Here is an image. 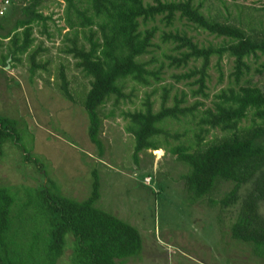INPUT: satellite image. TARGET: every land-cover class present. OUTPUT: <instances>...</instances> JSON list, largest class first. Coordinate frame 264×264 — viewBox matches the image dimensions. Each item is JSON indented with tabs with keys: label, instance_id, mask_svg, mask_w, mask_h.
Listing matches in <instances>:
<instances>
[{
	"label": "trees",
	"instance_id": "obj_1",
	"mask_svg": "<svg viewBox=\"0 0 264 264\" xmlns=\"http://www.w3.org/2000/svg\"><path fill=\"white\" fill-rule=\"evenodd\" d=\"M46 1L0 0V48L5 47L0 52V71H5L7 60L20 62L26 56L27 82H35L42 72L48 75L49 59L41 60L47 48L41 41L36 43L35 27L51 39L49 23L53 24L52 30L61 37L59 52L70 56L74 68L88 78L78 101L66 65H59L54 86L65 100L83 107L87 136L99 157L105 104L113 98L116 108L130 98L131 93L124 91L128 80L143 86L163 80V64L150 66L156 60L153 48L169 47L168 53H162L168 66L186 69L172 74L174 82L185 85L192 97L208 98L213 57L219 81L224 77L223 58H232L229 82L213 95L210 106L197 99L184 105L188 96L184 90L168 105L169 91L162 86L157 110L151 100L158 90L154 87L141 109L121 114L127 120L125 131L134 139L136 163L140 153L168 150L186 167L180 180L190 204L204 202L220 211L234 207L230 238L264 262V215L259 210L260 204L264 208V26L236 22L221 11L204 13L203 0H57L63 4V25L58 26L53 13L43 12ZM258 1L261 5L254 10L264 16V0ZM177 21L221 41L200 45ZM190 62L198 64L189 66ZM43 79L49 82V76ZM113 114L109 111V116ZM181 119L189 125L182 132L166 127ZM14 123L0 115V157L4 143L17 140ZM31 159L26 153L20 156L23 162ZM90 173L91 190L81 200L53 190L43 173L19 201L10 186L0 185V264H57L68 243L70 264H123L140 255V231L97 205L99 172L94 168Z\"/></svg>",
	"mask_w": 264,
	"mask_h": 264
},
{
	"label": "rangeland",
	"instance_id": "obj_2",
	"mask_svg": "<svg viewBox=\"0 0 264 264\" xmlns=\"http://www.w3.org/2000/svg\"><path fill=\"white\" fill-rule=\"evenodd\" d=\"M203 1L204 13L221 11L236 22L258 28L264 26V16L254 10L261 5L258 0ZM62 11L63 4L57 0L44 3L43 12L53 13L58 26L63 25L60 19ZM176 25L185 27L200 45L221 41L184 21H177ZM53 27L49 23V30L53 33L51 39L39 32L40 27H35L36 43L41 41L47 48L41 60L49 59L48 75L42 72L41 78L36 77L33 83L27 82L26 56H22L20 62L7 60L5 71H0V115L14 120L17 137L16 141L9 139L3 145L0 185L10 186L11 192L18 194L19 201L37 183L34 178L38 174L40 178L43 173L53 190L81 200L90 193V170L96 168L100 177L97 205L136 226L143 238L140 255L123 264H264L255 259L244 244L230 238L229 226L234 218V207L220 211L218 207L211 208L204 202L190 204L180 180L186 167L177 162L168 150L140 153L136 163L133 158L134 139L125 131L127 120L121 114L122 111L141 109L146 94L154 87L158 90L151 100L154 110H157L162 86L169 91L168 105L172 104L175 94L184 90L188 93L184 105L197 99L206 107L210 106L213 95L229 82L227 75L232 69V58H223L221 67L224 77L219 81L213 57L207 81L208 98L192 97L185 85L174 82L172 74L186 69L168 66V60L162 53H168L169 47L161 44L153 48L156 60L150 66L163 64V80L150 86L128 80L124 91L131 93L130 98L120 101L116 108L112 105L113 98L105 104L102 111L106 117L101 133L103 155L99 157L98 150L87 136L88 119L83 107L65 100L54 86L59 65H66L71 90L78 101L79 92L88 87V78L74 68V60L70 56L59 52L61 37L52 30ZM154 41L160 43L157 38ZM0 52H5V47L0 48ZM148 58L149 55H146L145 59ZM193 63L198 64L190 62L189 66ZM46 76H49L48 83L43 79ZM111 110L114 114L109 116ZM187 126L186 119H181L168 122L166 127L173 132H182ZM172 142L169 139V143ZM25 153L31 156V161L20 160ZM259 210L264 215L261 204ZM71 251V244L68 243L57 264H70Z\"/></svg>",
	"mask_w": 264,
	"mask_h": 264
},
{
	"label": "built area",
	"instance_id": "obj_3",
	"mask_svg": "<svg viewBox=\"0 0 264 264\" xmlns=\"http://www.w3.org/2000/svg\"><path fill=\"white\" fill-rule=\"evenodd\" d=\"M4 2H5V3H7V2H8V0H4Z\"/></svg>",
	"mask_w": 264,
	"mask_h": 264
}]
</instances>
